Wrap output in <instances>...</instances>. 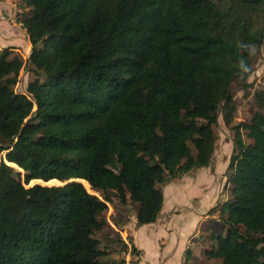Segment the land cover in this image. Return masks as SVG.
<instances>
[{
  "label": "trees",
  "instance_id": "obj_1",
  "mask_svg": "<svg viewBox=\"0 0 264 264\" xmlns=\"http://www.w3.org/2000/svg\"><path fill=\"white\" fill-rule=\"evenodd\" d=\"M21 5L34 78L14 91L23 61L0 51V264H124L102 260L107 204L137 205L136 224L154 223L159 185L210 164L219 115L234 151L229 199L207 213L225 234L211 233L207 257L264 264V90L232 125V87L248 93L264 41V0ZM40 180L59 184L28 186Z\"/></svg>",
  "mask_w": 264,
  "mask_h": 264
},
{
  "label": "rangeland",
  "instance_id": "obj_2",
  "mask_svg": "<svg viewBox=\"0 0 264 264\" xmlns=\"http://www.w3.org/2000/svg\"><path fill=\"white\" fill-rule=\"evenodd\" d=\"M27 8H25L23 5H21V0H0V51L4 49H10L14 51L13 55H16L20 57L23 61V67L19 71L18 77H17V83L14 86V91L25 93L26 92V86L31 79L34 78L33 73L29 70L30 66L27 62L28 56L31 51V44L28 40L27 34L22 27V21L24 20L26 14H27ZM247 83H249V90L248 93H246L239 84H234L232 87V92L234 95L235 105H236V114L234 117V120L232 122V125H236L242 122L248 121L251 116L258 110L256 107V103L253 99V91L257 89L264 90V41L261 47L259 48L255 59H254V66L253 71L251 75L247 78ZM246 93V95H245ZM215 132L217 134L218 140L216 145V152H218L219 161H221L220 165L222 166L223 162L226 158L230 159V156L233 154V141L232 138L234 136V132L231 128H227L222 120V116L219 115L218 118V125L215 128ZM5 158V151H0V162L4 161ZM12 165V164H11ZM224 167V165H223ZM15 169L19 170L17 167L14 166ZM228 173L226 171L223 173V175H220L219 180L221 179V186L219 190V197L220 199H223L227 196V184H226V178ZM80 181V180H79ZM59 182V181H58ZM165 181L164 183L160 184V187H165V184H167ZM41 184V185H58L59 183L51 182V183H45L44 181L37 182V181H30L29 185L32 184ZM60 184H63V182H60ZM199 189L198 192H201L203 189L204 183H199ZM88 191L90 193H95L90 190L88 185ZM175 194L174 196H176ZM206 198V197H205ZM181 204V203H180ZM108 208L105 213L107 221L110 223L109 227L104 228L102 231H100L98 234H96V237L100 240V248L104 251H107V255H105L102 260L103 261H119L124 259V264H133L136 259L137 255H131L130 254V246L128 243H130L131 236L129 235V231L134 230L136 225L135 218V212L137 210V205H128L124 206L121 205L116 199H114L112 202L108 203ZM204 205H201L203 207ZM178 211L183 210L182 208H178ZM175 212V211H174ZM173 213H170L173 215ZM184 215L187 216L186 213H181L177 216V222L174 224H179V226H185V218ZM123 224H126L128 230L125 231V228L122 227ZM151 225V224H146ZM214 226V224H213ZM143 226H141L142 228ZM202 227H207V224H203ZM215 227L218 229V231H221L223 235L225 234L224 226L222 222H219V224H215ZM150 231V228H142V231H140L141 236H146L148 232ZM122 232V235L120 234ZM122 236L125 238L123 239ZM173 236V235H172ZM122 240H120V239ZM209 239V238H208ZM205 238L203 241L195 242L193 245L194 250L196 248L200 249L203 246L206 248L204 251L205 253L201 255L200 262L201 264H219L221 263L219 260H212L209 257H207V251L209 247H211V241L213 239L208 240ZM127 244L126 250H123L124 244ZM165 245L164 240L159 241V246L163 247ZM207 245V246H206ZM156 243H152V241L148 242L145 246V254L146 258L142 261L140 264H155L154 258L157 256V253H159V247ZM212 260V262H209ZM196 261L194 260L193 255H189L187 258V264H195ZM167 264H179V260H177V256L174 255L169 263ZM198 264V263H197Z\"/></svg>",
  "mask_w": 264,
  "mask_h": 264
},
{
  "label": "crops",
  "instance_id": "obj_3",
  "mask_svg": "<svg viewBox=\"0 0 264 264\" xmlns=\"http://www.w3.org/2000/svg\"><path fill=\"white\" fill-rule=\"evenodd\" d=\"M219 157L218 152L214 150L211 162L208 166L197 168L181 174L178 177L171 178L166 182L167 184H165V187H161L163 193V206L159 216L151 225H142V228H150L148 234H146V236H141L140 231H142V228L137 224L134 230L128 232L131 236L130 243L128 244L129 246L133 245L138 252L136 254L137 259L133 264H140L146 258L144 248L147 241H152V243L156 241L159 246L160 240H164L165 245L163 247L159 246V253H157V256L154 258L155 264H167L174 255L177 256L179 264H187L189 255H193L194 260H199L196 261L195 264H201L200 257L205 253L204 250L206 248L203 246L200 249L196 248V250H194L195 248L192 249L194 246L193 244L203 241L205 238L208 239L210 237L208 240L212 239L210 236L212 232L223 235V233L218 231L215 227V224H219L220 222L216 214H207L216 204L229 199V156L225 159L222 166L220 165L221 161H219ZM225 171L228 173L226 174L227 196L220 199L219 190L221 179L219 180V177L223 175ZM199 183H204L201 192H198ZM175 194L177 195L174 196ZM201 205L204 206L201 207ZM178 208H182L183 210L178 211ZM173 212L174 214L170 216V213ZM183 212L187 214V216L184 215L186 219L184 228L183 226H179V224H174L178 221L177 216ZM134 219L136 220V212ZM107 223V227H109L110 223L108 221ZM203 224H207V227H202ZM122 227L125 228V231L128 230L126 224H123ZM120 234L122 235V232ZM122 238L125 239L123 236ZM210 241L211 246L215 244V240ZM212 260L218 261L219 259ZM212 260L209 262H212Z\"/></svg>",
  "mask_w": 264,
  "mask_h": 264
},
{
  "label": "water",
  "instance_id": "obj_4",
  "mask_svg": "<svg viewBox=\"0 0 264 264\" xmlns=\"http://www.w3.org/2000/svg\"><path fill=\"white\" fill-rule=\"evenodd\" d=\"M4 161L6 162L5 158H4ZM11 164H12V163H11ZM11 164H9V165L12 166V167H14V166L17 167L15 164H12V165H11ZM17 168H18V167H17ZM18 169H19V168H18ZM19 170H20V169H19ZM77 181H79V180H77ZM79 182H81V181H79ZM35 184H36V183H35ZM32 185H34V184H32ZM29 186H31V185H29ZM93 194H96V193H93ZM96 195H97V194H96Z\"/></svg>",
  "mask_w": 264,
  "mask_h": 264
}]
</instances>
